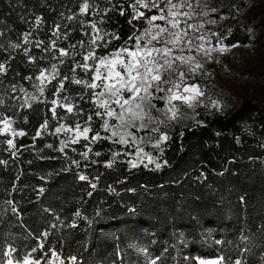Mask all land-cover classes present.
Listing matches in <instances>:
<instances>
[{
    "label": "trees",
    "instance_id": "16d2710c",
    "mask_svg": "<svg viewBox=\"0 0 264 264\" xmlns=\"http://www.w3.org/2000/svg\"><path fill=\"white\" fill-rule=\"evenodd\" d=\"M84 2L0 0V64L5 66L0 120L9 118L13 129L26 133L14 138L0 133V261L8 260L12 248L13 258L31 254L41 264H198L219 257L221 264H264V70L252 74L262 87L231 96L228 112L166 132L168 139L155 151L160 168L132 167L123 147L109 139L69 142L59 151L60 141L69 137L55 133V127L73 120L83 125L99 110L87 96L79 99L80 85L65 81L66 91L53 97V80L31 108L21 106L38 93L37 77L53 63L61 74L84 76L79 68L69 71L82 57H59L57 49L80 40L87 44L92 22L119 37H106L111 43L97 49L98 55L125 41L134 45L146 28L142 18H133L134 0H87L88 13L82 14ZM188 3L192 7L183 9L190 14L185 21L193 26L188 28L192 43H201L203 36L264 54V0ZM56 25L59 39L53 36ZM76 50L86 51L79 44ZM63 96L87 111L74 116L57 107L67 119L54 120L49 101ZM45 120L48 129L33 139ZM101 124L93 116V129L108 137ZM85 145L92 148L87 159L81 155ZM96 151L101 154L95 156Z\"/></svg>",
    "mask_w": 264,
    "mask_h": 264
},
{
    "label": "snow or ice",
    "instance_id": "6c2138e0",
    "mask_svg": "<svg viewBox=\"0 0 264 264\" xmlns=\"http://www.w3.org/2000/svg\"><path fill=\"white\" fill-rule=\"evenodd\" d=\"M161 5H164L163 7ZM132 11L136 14L133 18L139 19L145 16L140 8L149 9L155 8L159 15H152L148 18V23L151 25L150 28L145 29L141 36H136V43L134 45H129L125 41L124 46L118 48L115 51L109 52L107 55H98L97 49L107 48L111 40L106 39V37L111 36L112 39H119V37L113 32L109 33L103 29L97 27L95 22L90 24L91 33H85L88 36L87 44L83 40L77 41L76 43L70 44L67 48L60 47L57 49L59 57H74L80 55L82 57L81 61H73V67L69 69L72 73L76 72L79 68L84 73L81 78H76L75 75L69 76L67 74H61L59 68L55 63L51 65V69H42L40 75L37 79L41 82L40 85H36L39 88L40 94L43 95L45 82L51 83L55 80L56 85L51 95L53 97H60L61 93L66 91L65 81L70 83L80 85L83 92L79 93V99L84 100L87 96L88 99L95 105L99 110L94 113L90 112L84 119L83 125L79 120H73L70 124H59L55 127V133H64L65 135L72 134L69 141L61 140V147L59 151L63 152L64 148L68 146V143H78L81 138L89 143H95L99 140L109 139L112 140L115 137L119 139L114 141L121 144H126L129 142L127 139L131 137L133 142L136 141L137 137L135 132L131 129L143 130L149 128L152 117L151 111L155 108L152 103L154 99L165 100L169 107L168 112L172 115L170 118L175 119L178 108L173 101H181L183 103L192 106V101L195 96L185 95V93H195L196 95H202L198 86L182 85L185 79V73L180 71L178 74V79H172V73L176 72L177 69L175 65L177 62L180 64L188 63L193 60L194 57H185L182 54L177 55V52L182 53L184 48L182 45L185 43L188 46L192 45V40L189 39L185 42L184 37L187 35V29L192 28V25H187L181 28L180 17H189V12H181L180 9L185 7L191 8L192 5L188 3V0H181V2H174V0H134V3L130 4ZM89 3L87 0L81 5L80 12L82 14L88 13ZM110 10V9H109ZM123 15V11H121ZM73 17H69L72 19ZM156 21H164V26L156 24ZM41 20L38 18L36 24L39 25ZM100 23H103L101 21ZM131 23V21H129ZM56 31L53 32V36L58 35L60 25H56ZM202 27V25H201ZM63 35V34H61ZM148 37V39H144ZM66 39L67 36L64 35ZM204 37L201 36L200 39ZM130 40L132 37L129 38ZM25 43L28 42V34L24 36ZM43 43V42H40ZM52 47L56 48V40H53ZM77 44L81 48H85V52H78ZM39 46V45H38ZM14 47H20V45H15ZM47 50V49H46ZM224 51L225 49H219ZM28 51L27 49L25 50ZM207 54V53H206ZM34 59V58H33ZM64 63L63 60L60 61ZM202 67L199 63L191 69L195 72L196 69ZM5 71V66L0 64V72ZM88 73H91V77H88ZM27 79H32L28 77ZM164 85H169L165 88ZM99 89V91H97ZM182 89V90H181ZM23 91V89H22ZM164 92L166 95L157 96L156 93ZM32 100H38V97L32 96ZM53 107L50 109L52 113V118L54 120L67 119L65 116H59L57 113V107L63 108L67 113L73 114L74 116H82V114L87 111L82 109L78 104H74L72 99L68 96H63L62 99L53 98L49 101ZM22 107L31 108L32 104L25 99ZM214 107H219V104H214ZM75 110V111H74ZM93 116L98 117L102 120L101 128L105 132H110L111 135L108 137H102L99 130H94L92 127ZM118 121L116 124H110L109 121ZM4 126L0 128V133H10L12 137L24 136L25 132H17L11 127V122L9 118H3L0 120ZM48 129V121L45 120L40 126V130L37 131L36 136L41 135V131H46ZM123 130V131H121ZM153 132L159 131L158 128H152ZM89 133H92L91 138ZM143 140V138H140ZM168 136L166 134L160 137L157 141L156 147L159 146L161 141H166ZM7 144L12 148H15L13 139L7 140ZM47 147L51 148L52 145L48 144ZM87 147V151L81 153V155L87 159L89 152L92 151L91 147ZM143 149H138V152H142ZM101 153L96 151L95 156H99ZM116 153L113 154V159ZM147 155V154H145ZM149 162H154L152 157H148ZM94 162V161H93ZM79 166L77 161H73ZM132 167H136L135 162H129ZM166 163V162H165ZM111 167V162L107 164ZM156 168L162 167L160 163L155 164ZM81 180H87L84 175L80 176ZM95 187V185H92ZM43 248V245H40ZM15 249L9 248L6 255L9 257L6 262L0 261V264H41V261L37 258L31 256V254L25 255L23 258H13V253ZM33 252L36 249L32 250ZM47 255V253H44ZM52 256L55 259H59L57 253L53 252ZM74 262L75 257H71ZM223 257L218 259H199L198 264H221ZM49 264H55V260L50 261ZM60 264H64L63 260H60ZM155 264V261H152ZM236 264H240V261H236Z\"/></svg>",
    "mask_w": 264,
    "mask_h": 264
},
{
    "label": "rangeland",
    "instance_id": "374dc122",
    "mask_svg": "<svg viewBox=\"0 0 264 264\" xmlns=\"http://www.w3.org/2000/svg\"><path fill=\"white\" fill-rule=\"evenodd\" d=\"M188 2H194L195 6H205L214 4L217 0H192ZM182 12H184V9H182ZM181 20L183 26L186 18L182 16ZM187 33L189 39H191V31L189 29H187ZM192 46L197 47L198 51H185L181 54L186 58L194 57V59L185 64L177 62L175 65L177 71L172 73V79H178L179 72L183 71L185 73V79L182 88L184 85L198 86L202 95L185 93V95L195 96L191 107L187 103L173 101V104L178 108L175 119L170 118L172 113L168 112L167 109L171 106L165 100L154 99L152 103L155 105V108L151 111L152 122L149 128L143 130L131 129L137 137L135 142L131 140V137L127 138L129 142L126 144L114 142L119 139L118 137L111 140L113 143L123 147L121 153L126 154L128 157L127 161L135 162L137 164L136 167L141 165L148 167L155 166L157 163L155 151L160 149L161 144L165 141H161L158 147L154 145L169 130L187 126L194 122L199 123L203 120V116L226 113L231 107V96L247 93L252 89L262 87L259 84L261 79L259 80V78L252 76V74H257L264 70V54L260 50L247 49L239 46L228 48L216 39H202L201 43H192ZM219 49L225 50L220 51ZM197 63L202 65V67L192 72L191 69ZM47 83L45 82L43 87ZM164 87L167 88L169 85H164ZM156 95L164 96L166 93L160 92L156 93ZM32 96L38 97L39 99L41 96L40 91L27 98L30 103L34 102ZM160 103H163V105L161 106ZM217 103L219 107H214L213 105ZM109 123L116 124L118 121L110 120ZM152 128H158L159 131L153 132L151 130ZM108 133L110 136L111 133ZM71 135H66L69 137V140ZM141 137L143 140L140 139ZM138 149H143V151L138 152ZM149 156L152 157L154 162H149Z\"/></svg>",
    "mask_w": 264,
    "mask_h": 264
},
{
    "label": "built area",
    "instance_id": "2783aa9c",
    "mask_svg": "<svg viewBox=\"0 0 264 264\" xmlns=\"http://www.w3.org/2000/svg\"><path fill=\"white\" fill-rule=\"evenodd\" d=\"M188 1H192V0H188ZM174 2H181V0H174ZM162 7L164 6V5H161ZM148 13H147V15H145L144 17H141L143 20H144V22L146 23V28L145 29H148V28H150L151 27V25H149V23H148V18L150 17V16H152V15H159V13H158V11L155 9V8H152L151 10H149V9H145ZM140 11H142L141 10V8H140ZM180 11L182 12V9H180ZM144 12V11H143ZM145 13V12H144ZM146 14V13H145ZM136 15V14H135ZM140 19V18H139ZM180 20H181V17H180ZM156 24H160L161 26H164V24H165V22L164 21H156L155 22ZM180 27L183 29V26H182V20H181V25H180ZM145 31V30H144ZM144 33V32H143ZM142 33V34H143ZM141 34V35H142ZM140 35V36H141ZM144 39L146 40V39H148V37H144ZM184 39H185V42L187 41V40H189V36H188V33H187V35H186V37H184ZM182 47L184 48V51L183 52H185V51H198V48L197 47H194V46H188L186 43L184 44V45H182ZM182 52V53H183ZM177 55L178 54H181L180 52H177L176 53Z\"/></svg>",
    "mask_w": 264,
    "mask_h": 264
}]
</instances>
